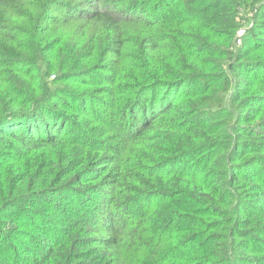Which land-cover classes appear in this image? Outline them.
I'll return each mask as SVG.
<instances>
[{
    "label": "trees",
    "instance_id": "16d2710c",
    "mask_svg": "<svg viewBox=\"0 0 264 264\" xmlns=\"http://www.w3.org/2000/svg\"><path fill=\"white\" fill-rule=\"evenodd\" d=\"M0 264H264V0H0Z\"/></svg>",
    "mask_w": 264,
    "mask_h": 264
},
{
    "label": "rangeland",
    "instance_id": "374dc122",
    "mask_svg": "<svg viewBox=\"0 0 264 264\" xmlns=\"http://www.w3.org/2000/svg\"><path fill=\"white\" fill-rule=\"evenodd\" d=\"M255 11V10H254ZM253 11H245L243 9L240 10L239 12V21H240V25L239 28L236 32V35L238 37H242L243 35L245 36V34L247 32H249V28L252 26V22L255 23L254 18L251 17L253 15ZM253 18V19H252ZM257 34L260 36L261 31H256ZM240 40V39H239ZM241 41H239L240 43ZM106 121H110V120H106Z\"/></svg>",
    "mask_w": 264,
    "mask_h": 264
}]
</instances>
